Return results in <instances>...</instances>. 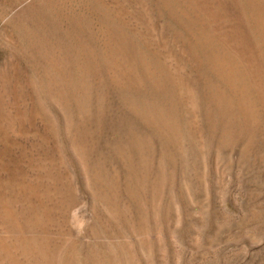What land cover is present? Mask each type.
I'll use <instances>...</instances> for the list:
<instances>
[{"label":"rangeland","instance_id":"obj_1","mask_svg":"<svg viewBox=\"0 0 264 264\" xmlns=\"http://www.w3.org/2000/svg\"><path fill=\"white\" fill-rule=\"evenodd\" d=\"M161 1L107 0L109 10L120 22L128 10L140 6L147 10L149 16L130 20L125 31L147 56L146 63L153 72L159 57L154 43L143 39L140 27L148 23L144 20H149L167 50L174 56L178 54L175 58L180 69L184 66L186 87L179 104L181 115L164 113L176 125L170 135L175 139L169 138L171 143L162 133L136 126L133 119L125 125L116 122L117 114L124 113V93L118 87L122 86L129 97L163 103L162 97L158 100L142 85H131V77L124 73L127 67L121 62L88 74L75 99L68 90L60 94L39 90L44 84L42 73L33 70L31 63L14 60L8 46L0 44V221L11 222L19 241L46 234H71L80 253L86 246L119 241L125 236L133 246L116 250V264H264V147L255 156L247 131L224 148L208 140L202 112L203 78L188 51L194 36L175 24L171 0ZM97 23L96 45L100 50L108 39ZM134 75L140 82L146 77L140 66ZM108 78H119V82L109 84ZM62 85L66 87L65 82ZM129 130L145 139L147 146L141 157L130 153L129 158V154L119 151ZM98 176L107 185L106 193L109 190L107 204L92 198V193L98 191ZM130 177L132 187L140 190L134 201L126 192ZM103 205L115 212L128 211L116 224H110L103 217ZM100 221H105L109 235L96 233ZM141 225L145 232L138 230ZM132 226L135 235H130ZM25 251L32 259L29 264H58L47 257L42 259L45 255L36 247ZM1 263L15 264L0 252Z\"/></svg>","mask_w":264,"mask_h":264},{"label":"bare ground","instance_id":"obj_2","mask_svg":"<svg viewBox=\"0 0 264 264\" xmlns=\"http://www.w3.org/2000/svg\"><path fill=\"white\" fill-rule=\"evenodd\" d=\"M108 2L107 0H0V21L3 22L0 27V44L8 46L7 51L9 50L14 60L31 63L33 70L42 73L40 76L44 84L38 89L46 93L55 91L60 94L68 90L75 95L82 89L83 80L88 74L98 72L103 66L108 67L121 62L127 67L124 73L131 77V85H142L145 92H149L158 100L162 97L163 103L157 105L129 97L122 86L118 87L117 89L124 93L121 96L124 113L117 114L116 122L125 125L129 123V119L130 121L133 119L132 121L137 123L136 126L140 124L167 136L168 142L173 141L175 137L170 135L176 125L172 118L164 113L170 112L175 117L181 115L179 104L184 86L186 87L182 77L184 66L180 69L175 58L178 54L174 56L169 49L167 50V46L158 40V34L153 31L152 25H149V20H144L148 23L140 27L143 39L146 43H154L155 54L159 57L155 62L156 70L153 72L154 70L152 71L146 63L147 56L137 49L132 36L125 31L130 26L127 24L130 20L144 19L147 10L143 6L134 11L128 10L122 15L125 18L120 22L117 16L112 15ZM171 2L173 7L170 12L175 24L183 27L187 34L194 36L188 51L192 56L190 58L200 67L203 78L202 112L208 140L211 143L217 141L219 146L224 148L231 144L235 137L247 131L250 148L255 156L259 155L264 147V0H171ZM116 8L119 11L118 6ZM121 8L124 9L123 6ZM164 12L166 14V10ZM95 22L99 23L102 33H105L109 42H106L104 48L100 50L96 45L98 35L95 31ZM0 51L2 53V50ZM139 66L146 73L143 82L134 75ZM9 71L5 73L9 74ZM0 79L2 80V76ZM118 79L108 78L107 83L115 85L119 82ZM31 80L32 78L29 79L30 82ZM64 82L66 87L62 85ZM78 97L75 95V99ZM134 123L132 125H135ZM118 137L116 140L119 139ZM122 142V150L119 151L129 154V158L130 153L141 157L143 149L147 146L145 139L137 136L132 130L124 135ZM110 146L112 147V142ZM106 150L109 152V149ZM110 176L111 174L108 175L109 178ZM155 185L156 183L154 187ZM95 186L98 191L92 193V198L95 202L100 199L107 204L109 190L106 193L105 181L98 176ZM126 192L130 200L134 201L139 197L140 190L132 187L131 177ZM127 211L124 209L115 212L108 206H102L103 217L110 224L117 222L119 216H125ZM104 222L100 221L101 227L96 233L103 232L109 235V228L105 227ZM132 227L129 228L130 235H135L136 228ZM16 230L18 231L19 228ZM138 230L145 232L142 225ZM60 235L52 237L46 234L37 239L25 237L19 241L20 237L16 235L11 222L9 224L2 220L0 221V252L15 264H29L32 259L27 258L25 248L34 250L35 247L40 254L41 250L43 251L45 256L42 259L47 257L58 261L56 262L58 264H81L82 261L84 264H116V250H129L133 246L129 239L121 236L119 241L110 240L108 243L101 241L96 246H86L80 253L77 240L71 234L60 233ZM18 255H21L22 259Z\"/></svg>","mask_w":264,"mask_h":264}]
</instances>
